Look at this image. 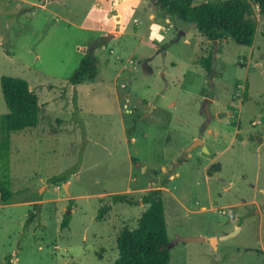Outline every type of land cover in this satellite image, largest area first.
I'll return each instance as SVG.
<instances>
[{
  "label": "rangeland",
  "instance_id": "rangeland-1",
  "mask_svg": "<svg viewBox=\"0 0 264 264\" xmlns=\"http://www.w3.org/2000/svg\"><path fill=\"white\" fill-rule=\"evenodd\" d=\"M204 1L217 0L192 4ZM254 17L252 44L217 41L208 70L211 41L143 0H0V77L25 79L41 105L36 126L9 134L6 175L0 161L15 192L0 203V264H112L119 232L146 207L113 194L156 187L169 264H264V19ZM95 42L94 78L71 84Z\"/></svg>",
  "mask_w": 264,
  "mask_h": 264
},
{
  "label": "trees",
  "instance_id": "trees-1",
  "mask_svg": "<svg viewBox=\"0 0 264 264\" xmlns=\"http://www.w3.org/2000/svg\"><path fill=\"white\" fill-rule=\"evenodd\" d=\"M170 18L195 27L207 40L228 41L250 46L256 29L254 11L264 19V0H217L192 4V0H146ZM264 27V22H263ZM96 42L82 56L78 67L69 78L73 85L92 80L97 71V57L94 55ZM212 51L203 59L208 70L211 67ZM2 96L7 112L0 117L1 130L5 137L0 140V161L4 174L8 172L11 132L21 131L38 124L41 105L38 96L30 89L28 82L20 77H0ZM60 175L48 180L57 183L64 180ZM162 182V185L163 186ZM15 192L8 186L7 177L0 180V203H8ZM126 202L131 205L144 204L133 228H123L117 237L118 255L112 264H169V237L166 227L162 189H149L140 199L127 198L124 194H113L112 203ZM111 209L105 204L98 209L96 218L102 220ZM33 218H27L31 222ZM67 216L61 222L65 226Z\"/></svg>",
  "mask_w": 264,
  "mask_h": 264
},
{
  "label": "water",
  "instance_id": "water-1",
  "mask_svg": "<svg viewBox=\"0 0 264 264\" xmlns=\"http://www.w3.org/2000/svg\"><path fill=\"white\" fill-rule=\"evenodd\" d=\"M144 2H146L149 6L151 5V3H149V2H147L146 0H143ZM217 41H213V48H212V64H214L215 63V56H216V50H217ZM208 102H206V104L204 105V107H203V109H204V112L205 113H207L208 112ZM232 112H220V113H218V117H221V116H225V115H227V114H231ZM249 139L250 140H257V141H261V137L260 136H258V135H254V134H252V135H250V137H249ZM196 144H198L199 146H202L203 148H205L204 146H203V143H202V140L200 139V138H196L195 140H194V142H193V144L191 145L192 147L193 146H195ZM191 147V148H192ZM232 217H234V215H232ZM200 239H202V238H197V239H191V240H200Z\"/></svg>",
  "mask_w": 264,
  "mask_h": 264
},
{
  "label": "crops",
  "instance_id": "crops-1",
  "mask_svg": "<svg viewBox=\"0 0 264 264\" xmlns=\"http://www.w3.org/2000/svg\"><path fill=\"white\" fill-rule=\"evenodd\" d=\"M143 2H144V1H143ZM144 3L147 4L146 2H144ZM147 6L150 7V8H153V6H151V5L149 6V5L147 4ZM150 17H152V15H150ZM166 20H168V19H166ZM102 31H103V30H102ZM107 32H108V31H107ZM110 35H112V34H110ZM161 37H162V36H161L160 34L157 35V38H161ZM210 101H211V100H210ZM261 140H263V137H261ZM228 186H229V185H228ZM234 217H235V216H234Z\"/></svg>",
  "mask_w": 264,
  "mask_h": 264
}]
</instances>
